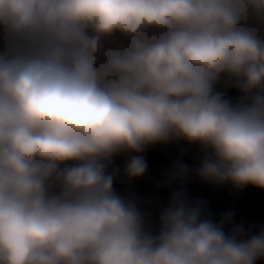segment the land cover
I'll return each mask as SVG.
<instances>
[{
  "label": "clouds",
  "instance_id": "obj_1",
  "mask_svg": "<svg viewBox=\"0 0 264 264\" xmlns=\"http://www.w3.org/2000/svg\"><path fill=\"white\" fill-rule=\"evenodd\" d=\"M181 141L201 180L264 189V0H0V264H256L233 212L181 188L153 230L116 192V157L132 181Z\"/></svg>",
  "mask_w": 264,
  "mask_h": 264
},
{
  "label": "water",
  "instance_id": "obj_2",
  "mask_svg": "<svg viewBox=\"0 0 264 264\" xmlns=\"http://www.w3.org/2000/svg\"><path fill=\"white\" fill-rule=\"evenodd\" d=\"M217 90L225 92L226 98L233 102L241 96L238 90L225 89L223 84L218 85ZM129 155L134 154H122L114 159V166L120 169L114 188L121 196L137 198L138 207L150 215L153 230L158 228L160 211L168 206L172 193L181 188L187 193L190 201L204 202L214 222L218 223L223 213H234L233 223L224 226L226 234L236 225L244 227L245 238L258 234L259 230L264 228V189L251 185L238 189L231 183L217 185L201 180L194 172L204 156L199 145L181 141L150 146L142 153L148 165L146 173L132 181H127L123 174ZM178 162L193 170L183 183L170 180V173ZM162 184L163 187L160 186ZM256 264H264V258L258 259Z\"/></svg>",
  "mask_w": 264,
  "mask_h": 264
}]
</instances>
